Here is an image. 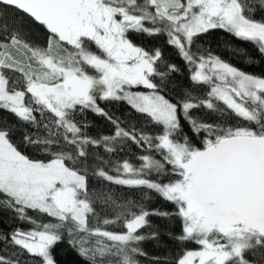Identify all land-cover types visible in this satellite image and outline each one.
<instances>
[{"label":"snow or ice","instance_id":"6c2138e0","mask_svg":"<svg viewBox=\"0 0 264 264\" xmlns=\"http://www.w3.org/2000/svg\"><path fill=\"white\" fill-rule=\"evenodd\" d=\"M34 26L46 31L43 43ZM217 29L264 56V0H0V111L29 129L17 145L0 120V212L29 225L0 235V264H59L62 243L84 264H139L142 242L162 236L198 246L181 247L174 264H264V74L204 46ZM167 47L189 68L177 96L181 69ZM120 101L143 124L101 104ZM87 113L112 132L90 135ZM129 147L146 152L138 166L113 159ZM100 182L145 191L133 201ZM154 197L171 208H148ZM97 206L115 218L101 221Z\"/></svg>","mask_w":264,"mask_h":264},{"label":"trees","instance_id":"16d2710c","mask_svg":"<svg viewBox=\"0 0 264 264\" xmlns=\"http://www.w3.org/2000/svg\"><path fill=\"white\" fill-rule=\"evenodd\" d=\"M257 0H249V3L255 4ZM261 13L257 12L255 18L260 19ZM32 32L34 38H37L41 43H43L46 37V31L41 27H33ZM142 42L146 46H160L163 44V37L161 38H148L142 37ZM204 46L211 47L213 51L220 55L222 58L233 64L234 66L243 69L246 72L261 75L264 74V56L257 50V46L253 42L243 41L238 37H234L232 34L228 33L223 29L213 30L209 35L205 36L203 41ZM166 54L170 62L175 63L180 67L181 71L173 77V88L171 89V95L177 96L180 93V90L183 86L189 84V68L186 62L178 54L176 49L172 47L166 48ZM6 73L9 76H17L18 74L8 72ZM200 92L206 93L207 86H204L202 89L198 90ZM102 106H106L109 113L114 114L115 116L121 118L122 120H128L132 118L131 122L133 124L141 125L146 119L144 116L137 114L131 106L127 104L126 101L120 102H101ZM197 115H203L205 118H209L206 110L201 109ZM0 120L11 124V126L16 129L14 139L17 145L21 144L22 133L29 129H25L22 123L17 122V118L8 112L0 111ZM86 120L89 123L90 127L88 132L92 136L97 134H109L113 130V125L110 124L105 118L96 116L92 113L86 114ZM146 130L150 132L158 133L160 128L153 125H144ZM187 129V125H186ZM199 146V145H198ZM26 154L29 155H38L45 156L46 153L35 152V150L30 146H25L23 148ZM141 154H146L144 149H137L135 147H129L126 152L120 153L118 156L113 157L114 160H122L130 158V162L134 165H139L141 161L139 157ZM104 189L111 188L114 193L120 197L127 196L128 200H138L140 198V193L145 191L144 189H128L123 186L110 185L106 182H100ZM97 185L96 178H93L90 182L91 187ZM151 194V193H150ZM148 208H171V204L163 201L159 198H153L151 201L147 202ZM97 211L100 213L101 221L104 218L114 219L115 216L110 208L105 206V210L102 211L99 206H97ZM35 215V214H33ZM43 220L47 221L49 218L42 217ZM154 222H158L155 221ZM17 226L28 228L27 224H18V222L13 219L10 212H0V235L11 232L12 229ZM108 230L120 231L118 225H109L106 226ZM172 230L179 232L180 224L175 222L172 225ZM142 248L146 255L137 256L136 259L139 261V264H156V259L159 258L160 264H174L176 256L179 254L181 247L187 249H193L198 247L195 243L186 242L184 245H177L175 242L168 239L167 236H162L159 242L155 240H146L142 242ZM3 248V245L0 244V249ZM55 256L59 264H84V261L76 255V253L69 248L66 243L58 245L55 249ZM246 258L249 260H259V253L255 257L246 254ZM27 264H32L31 260H27Z\"/></svg>","mask_w":264,"mask_h":264},{"label":"rangeland","instance_id":"374dc122","mask_svg":"<svg viewBox=\"0 0 264 264\" xmlns=\"http://www.w3.org/2000/svg\"><path fill=\"white\" fill-rule=\"evenodd\" d=\"M132 90H133V91H146V90L143 89L142 87H139V88H133Z\"/></svg>","mask_w":264,"mask_h":264}]
</instances>
